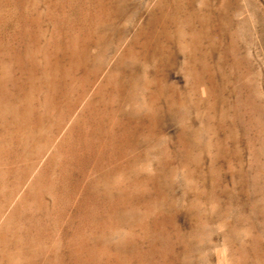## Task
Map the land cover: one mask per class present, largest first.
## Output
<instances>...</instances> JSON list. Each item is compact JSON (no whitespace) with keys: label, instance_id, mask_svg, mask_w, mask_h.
Wrapping results in <instances>:
<instances>
[{"label":"rangeland","instance_id":"rangeland-1","mask_svg":"<svg viewBox=\"0 0 264 264\" xmlns=\"http://www.w3.org/2000/svg\"><path fill=\"white\" fill-rule=\"evenodd\" d=\"M0 264H264V0H0Z\"/></svg>","mask_w":264,"mask_h":264},{"label":"bare ground","instance_id":"bare-ground-1","mask_svg":"<svg viewBox=\"0 0 264 264\" xmlns=\"http://www.w3.org/2000/svg\"><path fill=\"white\" fill-rule=\"evenodd\" d=\"M137 86V85H136ZM130 95V94H129ZM130 97V96H129ZM140 102V101H139ZM130 108V107H129ZM137 108V107H136ZM224 246V245H223ZM222 250H224V249H222ZM222 252V251H221ZM224 252V251H223ZM222 255H223V253H222ZM225 255V254H224ZM224 258H225V256H224ZM225 260V259H224ZM220 263H221V261H220ZM224 263V262H223ZM226 263V262H225Z\"/></svg>","mask_w":264,"mask_h":264}]
</instances>
